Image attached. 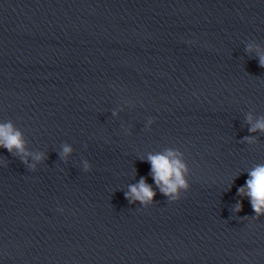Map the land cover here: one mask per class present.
Masks as SVG:
<instances>
[{
    "label": "water",
    "instance_id": "95a60500",
    "mask_svg": "<svg viewBox=\"0 0 264 264\" xmlns=\"http://www.w3.org/2000/svg\"><path fill=\"white\" fill-rule=\"evenodd\" d=\"M261 57L264 0H0V125L29 153L0 148V264H264L237 194L264 166ZM169 151L176 200L148 163Z\"/></svg>",
    "mask_w": 264,
    "mask_h": 264
},
{
    "label": "clouds",
    "instance_id": "9594fccd",
    "mask_svg": "<svg viewBox=\"0 0 264 264\" xmlns=\"http://www.w3.org/2000/svg\"><path fill=\"white\" fill-rule=\"evenodd\" d=\"M260 67L264 68V57L260 58ZM256 130L264 131V120L256 122L249 129L251 132ZM0 148L6 149L9 153L15 150L21 156V162L28 164L27 160L23 158L28 156L29 153L25 150L21 133L15 131L10 123L0 125ZM70 152L71 149L65 146L61 158H65ZM175 156V153L169 151L165 155H150L148 157L152 179L160 189V192L172 200L177 199L178 189H187L188 187L183 179L185 166ZM33 159L39 162L42 159V155L37 154L33 156ZM28 167L34 169V165H28ZM249 177L245 185L247 192H245L244 188H240L237 194L247 195L253 212L259 216L264 214L262 212V209H264V166L256 167L249 173ZM154 196L155 193L143 178L140 179L138 184L130 186L129 192L125 193V198L129 200V203L137 201L141 204L150 203ZM239 210L238 206L237 211Z\"/></svg>",
    "mask_w": 264,
    "mask_h": 264
}]
</instances>
